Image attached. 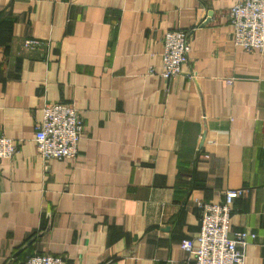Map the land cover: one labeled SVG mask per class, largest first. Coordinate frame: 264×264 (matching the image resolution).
I'll use <instances>...</instances> for the list:
<instances>
[{"label":"crops","instance_id":"0c3cea01","mask_svg":"<svg viewBox=\"0 0 264 264\" xmlns=\"http://www.w3.org/2000/svg\"><path fill=\"white\" fill-rule=\"evenodd\" d=\"M236 1L0 0V136L18 143L0 160V264H193L197 201L229 190L232 230L257 235L245 264H264V54L235 45ZM175 28L190 59L164 82ZM48 102L82 114L75 158L37 154Z\"/></svg>","mask_w":264,"mask_h":264},{"label":"built area","instance_id":"2783aa9c","mask_svg":"<svg viewBox=\"0 0 264 264\" xmlns=\"http://www.w3.org/2000/svg\"><path fill=\"white\" fill-rule=\"evenodd\" d=\"M229 22L233 27L234 43L239 49L264 54V0H237L229 11ZM162 43L163 69L160 76L164 82H171L182 76L183 68L190 59V36L187 31L175 28L166 32ZM24 46L34 50L47 47L48 43L27 38ZM232 82V79L228 80V83ZM43 113V120L35 125L38 156L46 163L75 158L84 134L81 112L66 102H48ZM17 151L15 140L0 136V160L12 158ZM1 193L0 185V196ZM242 194V190H229L222 202L197 201L198 235L181 241V249L193 254V264H245V250L257 239V235L231 228L232 206ZM24 264H65V261L51 254H35L28 257Z\"/></svg>","mask_w":264,"mask_h":264}]
</instances>
